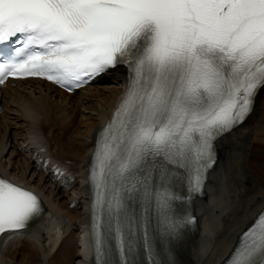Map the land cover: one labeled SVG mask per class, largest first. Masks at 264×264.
<instances>
[{
  "label": "snow or ice",
  "instance_id": "6c2138e0",
  "mask_svg": "<svg viewBox=\"0 0 264 264\" xmlns=\"http://www.w3.org/2000/svg\"><path fill=\"white\" fill-rule=\"evenodd\" d=\"M119 66L126 95L90 177L96 264H140L138 251L171 264L159 257L179 227L177 177L199 192L215 141L264 90V0H0V83L36 76L72 91ZM39 210L0 178V234ZM229 264H264V213Z\"/></svg>",
  "mask_w": 264,
  "mask_h": 264
},
{
  "label": "bare ground",
  "instance_id": "6f19581e",
  "mask_svg": "<svg viewBox=\"0 0 264 264\" xmlns=\"http://www.w3.org/2000/svg\"><path fill=\"white\" fill-rule=\"evenodd\" d=\"M125 88L116 69L73 95L41 81L0 90V169L50 207L37 227L0 243V264H89V166ZM205 188L193 202L202 232L187 236L185 264L225 263L264 213V90L247 122L220 141ZM173 210L183 223L186 209Z\"/></svg>",
  "mask_w": 264,
  "mask_h": 264
}]
</instances>
